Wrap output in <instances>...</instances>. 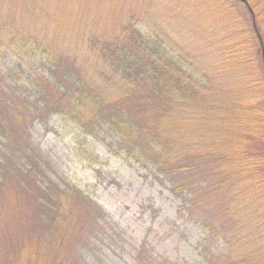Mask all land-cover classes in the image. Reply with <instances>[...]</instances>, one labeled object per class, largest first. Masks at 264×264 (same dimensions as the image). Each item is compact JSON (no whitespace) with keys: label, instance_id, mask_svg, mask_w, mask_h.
Returning a JSON list of instances; mask_svg holds the SVG:
<instances>
[{"label":"trees","instance_id":"16d2710c","mask_svg":"<svg viewBox=\"0 0 264 264\" xmlns=\"http://www.w3.org/2000/svg\"><path fill=\"white\" fill-rule=\"evenodd\" d=\"M239 1L246 4L256 32L264 0ZM154 19L160 21L157 14ZM67 25L53 21L37 0H0V58L12 52L26 61L25 54L39 52L51 69L33 81L36 96L12 80L5 86L8 76L0 71V264H66L85 238L86 214L93 218L92 210L100 209L72 181L65 187L43 185L26 162H39L31 157L30 124L35 115L52 113L87 135L114 134L126 153L152 164L176 191L186 181L182 176L192 174L199 183L190 188L201 189L199 202L209 208L212 201L221 211L215 218L227 219L226 247L235 242L222 264H264V136L255 129L264 124V111L250 108L247 115L253 117L225 123L201 120L203 133L194 117L183 115L191 108H198L197 116L207 112L208 92L198 87L182 56L167 49L161 25L148 33L131 20L107 33ZM260 79L258 84H264ZM255 99L258 105L264 100L253 95L250 101ZM243 230L253 237L247 248L239 245Z\"/></svg>","mask_w":264,"mask_h":264},{"label":"rangeland","instance_id":"374dc122","mask_svg":"<svg viewBox=\"0 0 264 264\" xmlns=\"http://www.w3.org/2000/svg\"><path fill=\"white\" fill-rule=\"evenodd\" d=\"M37 4L49 9L53 21L77 29L114 32L131 20L135 27L148 33L149 29L156 30L161 25L167 32V49H174L171 54L182 56L185 69L201 83L198 87H206L204 91L208 92L211 108L207 112L197 116L198 108H191L183 115L194 117L199 123L196 128H201V120L217 124L234 117H253L247 115L250 108L264 111V84H258L264 77V67L259 59L261 51L256 36L259 27V37L264 39L261 25L264 18L258 19L255 32L245 3L238 0H221V3L215 0H37ZM155 14L160 21L154 19ZM29 55L25 54L26 61H23L12 52L5 53L0 58V71L8 76L5 86L12 85V80L36 96L33 81L37 76L49 75L51 69L39 52ZM253 95L263 101L259 105L256 99L250 101ZM241 104L245 108L242 113L237 109ZM187 110L186 107L183 111ZM35 117L29 127L31 157L39 162L36 166L31 158L25 160L39 172L38 181L43 185L53 182L59 187L72 181L100 208L92 210L93 218L90 212L86 214L85 238L74 246L66 264H222L232 253L235 242L226 247L230 239L224 232L227 219L220 222L215 218L221 211L212 201L209 208L199 202L201 189L190 188L191 184L199 183L191 178L192 174L182 176L186 181L176 191L152 164L126 153L114 134L87 135L59 113ZM255 129L264 136V124ZM220 153V150L216 152V156ZM208 161L212 163L213 159ZM217 223L224 227L220 228ZM241 237L245 238L243 244L253 239L245 230ZM243 244L239 243L245 248L249 246Z\"/></svg>","mask_w":264,"mask_h":264}]
</instances>
